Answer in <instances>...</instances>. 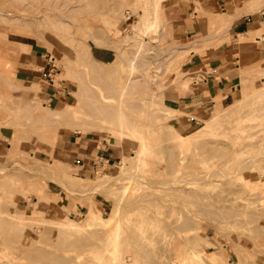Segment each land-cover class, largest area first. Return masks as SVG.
Listing matches in <instances>:
<instances>
[{"label":"rangeland","instance_id":"1","mask_svg":"<svg viewBox=\"0 0 264 264\" xmlns=\"http://www.w3.org/2000/svg\"><path fill=\"white\" fill-rule=\"evenodd\" d=\"M128 1L130 6L121 0H0V41L12 44L14 40L31 41L36 37L48 45L56 63L53 74L72 87L67 104L75 102L73 92L79 90L81 82L92 87L93 93L97 90V95H104L116 92L110 86H117L118 91L131 76L132 86L116 98L122 100L125 114L146 124L148 135L154 138L156 134L154 141L163 145L174 143L173 127L181 134H190L195 141L188 151L189 165L178 172L175 160L166 159L163 151L151 154L140 164L131 158L139 149V141L132 136H114L121 145L117 165L100 167L92 180L77 178L68 174L61 162L41 159L42 150L35 143L54 144L60 134L78 131L110 140L111 132L98 127L76 128L75 120L60 121L57 117L62 116L59 113L62 111L49 113L47 110L54 108L45 107L35 96L25 100L12 95L8 99L0 96V117L4 119L0 126L13 130V136L5 142H10L6 159L12 164L0 166V264H84L86 260L85 264H133L130 252L142 246V242L150 249H139L140 264H174L175 260L176 264H264V121L251 137L257 142L243 147L239 154L235 149L251 138L242 140L237 134L238 126H234L245 110L264 102V60L250 67L234 97L224 105L207 108L199 114L185 112L166 93L181 85L182 64L190 57L191 50L202 52V49L196 44L181 51L179 41L168 40L166 21L161 13L167 4L180 0H147L145 5L151 16L159 19L158 24L150 28L137 22L145 10L139 5L143 2L137 0L136 6L135 0ZM156 4L157 11L154 10ZM196 5L199 13L210 19L206 36L210 38L201 45L214 46L233 39V28L225 29L229 24L223 22L231 14L226 0L212 5L227 11L226 15L221 12L223 17L199 2ZM128 10L139 17L136 21L131 18V23L124 28L121 26L122 32L116 29L117 33H111L110 20L125 19ZM258 13L264 16V0H247L235 11L238 16ZM261 31L264 32V27ZM248 33H241L239 40L256 39L253 30ZM91 38L97 44H108L104 42L106 39L112 41L117 51L116 60L110 63L95 60L89 47ZM144 58L151 60L150 63L138 67ZM131 60L135 64L130 65ZM40 87L31 88L38 91ZM243 90L246 93L242 97ZM228 110L234 115L225 116L223 113ZM214 116L222 122L204 126ZM244 161L246 164L242 163ZM215 167L223 170L219 172ZM232 171L238 173L232 176ZM7 177L8 181H3ZM179 178L186 180H181L182 183ZM49 179L59 181L66 190L72 202L68 212L55 208L47 192ZM168 180L182 184L178 186ZM177 187L195 192L180 194L172 190ZM35 190L37 195L47 190L43 194L49 196V206L36 216L33 211H28L27 215L21 209V199L27 197L33 206L35 198L31 193ZM173 196L178 199L174 200ZM200 196L202 200L198 199ZM85 202H90L89 209L79 205ZM92 208H100L105 217L113 215L116 208L119 210L126 234L120 240L116 257L103 251L105 242H100L108 232L98 225H88L87 230L74 232L61 226L60 221L52 220L55 216L62 221L73 218L83 223ZM31 218H38L39 223H29ZM142 220L149 227L145 237L137 224ZM187 222L193 226L186 227ZM82 240L84 245L79 246L77 241ZM105 255L109 261L103 260Z\"/></svg>","mask_w":264,"mask_h":264},{"label":"crops","instance_id":"2","mask_svg":"<svg viewBox=\"0 0 264 264\" xmlns=\"http://www.w3.org/2000/svg\"><path fill=\"white\" fill-rule=\"evenodd\" d=\"M130 13L131 18L136 21L139 16L131 11ZM161 16L166 21L168 40L179 41L188 49L198 44L202 49V52L191 50L190 57L182 64L184 75L180 81L188 80L187 87L180 85L166 93L185 112L199 114L207 108L224 105L234 97L250 67L264 60V32L261 31L264 27V16L259 13L238 16L233 23V39L214 46L201 45L210 38H206L210 19L199 13L195 0L173 1L163 8ZM127 17L118 21L110 20V32L117 33L116 29L122 32L120 27L124 28L131 23V18ZM250 29L255 34H263L256 39L240 41V34H250ZM35 38L31 41L14 40L12 44L5 40L0 41V96L8 99L12 95L21 100L35 96L45 107L62 109L71 99L72 87L64 79H57L53 72L50 73L52 61H55L54 55L48 45ZM89 41L90 52L95 60L103 63L116 60L117 51L111 45L112 41L106 39L104 42L108 44H97L92 38ZM37 85L41 86L38 91L31 88ZM245 93L243 90L242 97ZM0 121L3 122L4 119L0 117ZM12 136L11 128L0 126V166L5 163L9 166L12 164L6 159L10 142L5 143ZM113 138H97L94 134L78 131L76 134H60L55 138L54 144L39 141L35 145L42 150L41 159L59 161L66 167L68 174L92 180L100 167L117 165L121 157V145L117 144L116 137ZM48 183L47 190L55 208L68 212L72 202L63 185L54 179H49ZM31 195L37 201L36 190ZM21 200V209L29 215L28 211H33L32 202L27 197H22ZM89 203L79 205L89 209Z\"/></svg>","mask_w":264,"mask_h":264},{"label":"bare ground","instance_id":"3","mask_svg":"<svg viewBox=\"0 0 264 264\" xmlns=\"http://www.w3.org/2000/svg\"><path fill=\"white\" fill-rule=\"evenodd\" d=\"M121 1H122L123 4H127L128 6H130L128 0H121ZM140 1L143 2V3H141L139 5L140 6H143L145 8V10H144V13L141 14V20L138 23L140 24V26H145L147 28L154 27L159 22L158 17H156V16L155 17H152L151 16L150 9H147L146 8L147 4L145 5V3H146L147 0H140ZM195 1L201 3L203 5V7L207 8L209 11H213L215 14L219 15L220 17L221 16L223 17V15H226L227 14L226 13L227 12L226 10H224V12L226 11L224 13L223 10L221 11L220 8H217V7L214 8V7H212L213 4L219 3L220 0H195ZM136 2H137V0H135V3ZM226 3L228 4V8H229V11H230L231 14L228 11V13L230 14V17H228L227 19L223 20V22L229 24L225 29H231V28H233L234 20L238 17V15H235V11L238 10L240 7H242V5L244 3H247V0H226ZM136 6H137V3H136ZM262 6L263 5L261 4V7ZM157 8H158V6L156 4V6L154 7V10L157 11ZM135 9H137V7H135ZM221 12H223V15L221 14ZM158 28H159V25H158ZM260 35H262V34H257L256 38L258 36H260ZM181 48H182L181 51L188 50V48L183 47V46ZM150 61L151 60H146L145 59V60H142V61L139 62V60H138L139 65L138 64L137 65H138V67L141 64L142 65L145 64L147 66L146 63H148V62L150 63ZM133 64H135V62H134V60H131L130 65H133ZM129 78L131 80L129 82L123 84L120 88L118 87V91H117V86L116 87L110 86L111 88H114L113 90L116 91V92H114V93H108V94H104V95H97V93H96L97 90L94 91L95 93H93L92 92V87H89L85 83L81 82L80 83L79 90L77 89V90H75L73 92L74 95H75V102L67 104L62 109H52V110H47V111L49 113H58L59 111H62V112H59V113L62 114V116L61 117H57V118L60 121H63V120H75V121H77L76 128H81V129H94V128L98 127V128H102L104 130H108L109 132H111L110 133L111 139L114 136H119V137H122V138L127 137V136L135 137V139H137L139 141V143H138L139 144V149L137 150L136 153L131 154V158H133L134 160H138L140 162V164H141V163H145V161L147 160L148 156H150L151 154H153L155 152L163 151V153L166 156V159H168L170 161H174L175 160V162H176L175 166L178 168V172H181V170H182V168L184 166L189 165V160H190L191 156H190V154H189L188 151L193 148V144H194V141L195 140L191 136H189L190 134L184 135V134H181V133L177 132V130L171 125V127H173V131H174V133H173L174 143H166V144L163 145L161 143H158V142L154 141V139H156L155 138L156 134H155L154 138L152 136L148 135V133L146 131V124H143V123H141L139 121H135L133 119H130L129 116L125 114V107L121 104L122 103V100L119 101V100L116 99L117 96H123L125 94V92H126V89H128L130 86H132V82H133L132 80H133V78H131V76ZM187 85H188V80H183L181 82V86L182 87L185 88V87H187ZM230 111H232V110H228V111H226L223 114L225 116L230 115V114H233L232 113L233 111L232 112H230ZM160 119H161V116H160ZM261 121H264V102L261 105V101H260V103L256 107H253L252 109L245 110L244 111V114L240 118H238V121L234 124V126H236V125L238 126L237 127V129H238L237 130L238 131L237 132L238 137H241L242 140L243 139H247V138H251L257 131H259L261 129ZM221 122H219V117L218 116H214L211 120H207V122L204 123V126L205 125H217L218 123H221ZM89 124L92 125V126H88ZM230 127H233V125L232 126H228L226 128H230ZM256 142H257V140H255V139L253 140L252 138L250 140L248 139L247 141L242 142L241 144L243 146H239L238 148H236L235 149V151H236L235 153H238L239 154L241 152V150L243 149V147H247V146H250V145H254ZM250 152H252V149H251ZM251 158H252V156H251ZM249 160H250V158H249ZM251 160L250 161L253 162V159H251ZM237 161H238V159H237ZM246 161H244L245 163L244 162H242V163L243 164H246ZM241 165H239L238 168L239 167L241 168ZM251 165H252V163H251ZM242 166H244V165H242ZM249 167H250V165H249ZM204 168L205 167H203V169ZM242 168H241V170H242ZM215 169H216V167H215ZM215 169H214V171H215ZM218 169L219 168H217L216 170H218ZM221 169L222 168L219 169V172L223 170V169L222 170ZM212 171H213V168H212ZM238 171H239V169H238ZM235 172H237V171H235ZM199 173L200 172H198V174ZM234 173L232 171V176H233ZM181 174L182 173H180V175ZM203 174H204V172H203ZM205 174H207V175H205V177H208V173L205 172ZM235 174H234V176H235ZM185 176L182 177V178H185ZM193 177H194V175H193ZM177 178H176V181L178 180ZM182 178H179L180 181L182 180ZM196 178H197V176L195 177V180H197ZM186 179H187V177H186ZM198 179H201V178H198ZM203 179H205V178H203ZM3 181H8V177L7 178H4ZM176 181H174V182L173 181H169V182L170 183L173 182L175 185H177L178 183L176 184ZM191 181L193 182V180H190V182ZM194 182H196V181H194ZM182 183L179 182L178 186L180 184H182ZM172 190L174 192H177V193H180V194L183 193V194H187V195H189V194L191 195V193H194L195 192L194 190H189L186 187H180V188L177 187V188L172 189ZM38 191H39V189H38ZM46 191L47 190H45V192ZM43 192H44V190H43ZM43 192L42 193H39L38 194V200L35 201V202H33V206H32L33 207V212H34L33 215H35V216L38 215V214H40L44 210H46L48 208V206H49V202H50V198L51 197L49 198V196H46L45 194H43ZM47 192H49V191H47ZM168 195L171 196L172 194H168ZM173 198L175 200V198H177V197H174L173 196ZM199 198H201V200H202V197L201 196L198 197V199ZM114 211H115V213H113V215H111L110 217H105L103 215V213H102V210L100 208H92L91 211L87 215H85L84 218H86V221L83 222V223H82V221H77V220H75L73 218H72L71 221H62L61 219L55 218V216L52 217V220L60 221V223L62 224L61 226H66L67 228H69V230L74 231V232H77V231H79V232L80 231H85V230H87L88 225H94V224L95 225H98V228L104 229L105 231L108 232V235L105 238H102V241L100 242V243L105 242L104 250L103 251L108 252L109 253V256H111V255L112 256H115V255H117V252L120 250L119 243H120V240H121L122 236L126 234V227L124 226V223L119 218V210H118V208H116ZM23 213L24 212H22V214ZM140 214H141V212H140ZM249 217H251V216H249ZM188 218H191V216L190 217L188 216ZM29 221H30L29 223H31V224H34L35 222L36 223H39V219L38 218H31ZM186 221H188V219H186ZM188 222L191 223V221H188ZM188 222H187V225L185 224L186 222L183 223V224H185V226L187 227L188 225H192L194 223L193 221H192V224H189ZM128 224H129V222H128ZM137 224L139 226V230L142 231V237H145L146 236V232H148V230H149V227H146L148 225V223L142 220L141 222L140 221H137ZM149 224H151V222H149ZM179 227H182L184 229V226L183 225L182 226L180 225ZM135 233H138V232H135ZM183 236H185V235H183ZM84 242H83V240L82 241H79V242L77 241V244L79 246H82V244L84 245ZM142 243H143L142 246H139L138 249L137 248H132L133 251L130 252L131 255H132V258H133V264H140V261L137 260L138 259V255H140V254H138V252H139V249L142 250V249L145 248V243L144 242H142ZM73 248H76V245ZM149 249L150 248H148V250ZM145 250H147V249L145 248ZM101 251H99V252H101ZM124 251L126 252V250H124ZM85 255H86V253H85ZM94 255H96V254H94ZM86 256H89V255H86ZM86 256H84V257H86ZM103 256H104V254H103ZM148 256H149V254H148ZM140 257H141V255H140ZM6 258H7V256H6ZM132 258L130 256V259H132ZM150 258L151 257H149V261H151ZM166 258H168V256ZM186 258L187 257H185V260L187 261ZM95 259L97 260V258H95ZM98 259H99V257H98ZM123 259L125 260L124 257H123ZM103 260L105 262L106 261H109V259L107 258L106 255L103 258ZM119 260H121V259H119ZM152 260H153V258H152ZM172 260H173V258H172ZM155 261L159 262L158 260H155ZM175 261L177 262V260H175ZM86 262H87V260H86ZM86 262H84V264ZM176 262L174 264H176Z\"/></svg>","mask_w":264,"mask_h":264},{"label":"built area","instance_id":"4","mask_svg":"<svg viewBox=\"0 0 264 264\" xmlns=\"http://www.w3.org/2000/svg\"><path fill=\"white\" fill-rule=\"evenodd\" d=\"M127 14H129L127 18L130 19L132 17V14L130 13V11H127ZM55 69H56V63H55V61H52V64L50 67V73L53 72Z\"/></svg>","mask_w":264,"mask_h":264}]
</instances>
